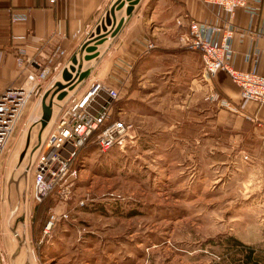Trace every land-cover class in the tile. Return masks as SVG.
I'll list each match as a JSON object with an SVG mask.
<instances>
[{
    "label": "rangeland",
    "instance_id": "374dc122",
    "mask_svg": "<svg viewBox=\"0 0 264 264\" xmlns=\"http://www.w3.org/2000/svg\"><path fill=\"white\" fill-rule=\"evenodd\" d=\"M98 56L80 60L81 67ZM52 92L45 99H52L50 120L40 121L46 93L33 97L0 159L2 243L15 245L0 250V264L16 257L35 264H234L229 237L264 264V149H231L220 124L210 139L203 131L193 139L183 118L197 112L191 91H168L164 99L137 91L135 100H121L135 140L106 153L88 143L69 191L36 201L34 159L67 95ZM204 99L219 102L220 95L212 90Z\"/></svg>",
    "mask_w": 264,
    "mask_h": 264
},
{
    "label": "crops",
    "instance_id": "0c3cea01",
    "mask_svg": "<svg viewBox=\"0 0 264 264\" xmlns=\"http://www.w3.org/2000/svg\"><path fill=\"white\" fill-rule=\"evenodd\" d=\"M117 1L56 0L50 5L46 0H0V93L19 85L23 79L14 56L17 48L35 55L38 49L47 54L59 45L67 51L68 58H73L80 45L91 41L87 35L94 32L100 38L105 37L97 46L99 56L90 61L88 76L68 91L65 101L72 93L81 95L93 80L120 89L122 97L118 104L125 98L135 100L137 91H144V96L157 92L162 99L167 98L168 91H191L190 105L197 112L183 118L192 123L193 139L200 138L202 131L210 139L220 124L231 149H264V102L242 99L239 87L222 70L213 75L205 73L200 54L182 45V29L175 23L177 17L184 16L223 23V16L216 17L214 8L203 0H140L129 15L126 3L115 11L116 23L121 18L124 22L112 36L113 25L102 30L101 24L105 13ZM16 13H24L26 19L13 21L12 15ZM231 23L236 26L231 39V64L236 69L248 70L253 61H247L246 54L258 51L256 69L264 76V1L258 17L251 19L238 8ZM148 43L153 47L148 49ZM212 90L219 93L220 101L229 103L228 107L204 99ZM118 107L119 117L124 121V110ZM128 125L127 141L133 142L135 128ZM2 238L5 237L0 227V250L12 251L15 245L7 247L10 243H2ZM4 264L35 263L16 257L8 258Z\"/></svg>",
    "mask_w": 264,
    "mask_h": 264
},
{
    "label": "built area",
    "instance_id": "2783aa9c",
    "mask_svg": "<svg viewBox=\"0 0 264 264\" xmlns=\"http://www.w3.org/2000/svg\"><path fill=\"white\" fill-rule=\"evenodd\" d=\"M53 5L56 0H46ZM264 0H203L213 7L216 17H222L223 23L197 20L188 16L177 17L175 23L182 29L180 41L184 47L200 54L203 70L214 74L222 70L239 87L242 99L264 102V76L256 69L258 51L247 53L245 59L252 60L248 70L233 67L231 39L236 26L231 23L236 9H243L252 18L258 17ZM24 13L12 15V20H24ZM100 38L94 32L87 35L92 45ZM86 44V43H85ZM79 46L74 56L78 63L84 59L86 50ZM153 47L152 43L147 48ZM17 66L23 79L19 85L9 86L0 93V159L12 137L23 111L32 100H41L47 92L56 88L62 80L64 69L72 64L67 51L55 46L49 53L39 49L35 55H28L24 48L14 50ZM77 69V65L75 66ZM84 69L81 67L80 71ZM75 75V72L72 73ZM88 76V75H87ZM84 80V79H83ZM77 81L75 85L81 83ZM74 87V86H73ZM64 90L68 93V87ZM122 97L120 89L112 88L100 80H93L79 96L72 93L58 108L56 118L48 131L42 150L38 151L33 164V197L40 202L48 194L62 189L67 193L79 174L82 162L80 153L88 143L95 145L99 152L106 153L113 147L122 148L127 142L128 129L119 117L118 101ZM39 100V101H40ZM221 105L229 103L219 99ZM247 159V156H244ZM64 217H67L64 214ZM53 217L46 224V229L53 223Z\"/></svg>",
    "mask_w": 264,
    "mask_h": 264
},
{
    "label": "water",
    "instance_id": "95a60500",
    "mask_svg": "<svg viewBox=\"0 0 264 264\" xmlns=\"http://www.w3.org/2000/svg\"><path fill=\"white\" fill-rule=\"evenodd\" d=\"M139 1L140 0H119L117 1L110 8V10L105 13L103 22L101 24V29L106 30L107 26L113 25V28L110 31V35L112 36L115 35L120 30L124 22V18H121L116 23L115 11L121 9L123 6H125V3H126V15H129L131 11L133 10L134 6L138 4ZM99 29L100 28H98L97 31H99ZM104 39L105 37L103 36L99 38L98 40L94 41L92 45L86 46L87 45L86 43L85 45L82 46V48L85 49L87 52V54L84 56L85 60L93 58L98 55L99 52L97 50V46L101 44L104 41ZM71 62L72 64L69 66V70L64 69L61 74L62 80L65 81V83H62L61 81L56 82L55 84L56 89L53 90L52 97L56 96L57 99L62 98L64 95H66V90H64L66 87H68V89L69 88L71 89L74 83L85 79L87 75L89 74L88 69L80 71L81 64L78 63L77 58L75 56L71 59ZM76 65H77V69L75 68ZM73 72H75L74 76L72 75ZM47 95L48 93H46L43 96V100H42V116L40 119L42 126H44L50 120V117L52 115V99L49 101L48 104H46L45 99Z\"/></svg>",
    "mask_w": 264,
    "mask_h": 264
},
{
    "label": "trees",
    "instance_id": "16d2710c",
    "mask_svg": "<svg viewBox=\"0 0 264 264\" xmlns=\"http://www.w3.org/2000/svg\"><path fill=\"white\" fill-rule=\"evenodd\" d=\"M46 202L43 201L42 204H45ZM41 206V205H40ZM45 207L39 208L38 210V218L40 215L45 213ZM47 221V217L45 216L41 220L40 226L43 227ZM228 243L231 244V249L235 250L237 252L234 253L236 257L233 258L234 264H259L261 262V257L257 255L256 251L251 248L250 246H247L240 242L238 239L234 237H229Z\"/></svg>",
    "mask_w": 264,
    "mask_h": 264
}]
</instances>
